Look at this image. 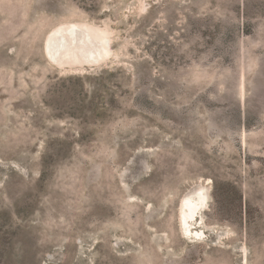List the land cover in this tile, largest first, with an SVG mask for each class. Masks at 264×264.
Instances as JSON below:
<instances>
[{
  "label": "rangeland",
  "instance_id": "obj_1",
  "mask_svg": "<svg viewBox=\"0 0 264 264\" xmlns=\"http://www.w3.org/2000/svg\"><path fill=\"white\" fill-rule=\"evenodd\" d=\"M85 21L112 59L51 64ZM0 264H264V0H0Z\"/></svg>",
  "mask_w": 264,
  "mask_h": 264
},
{
  "label": "bare ground",
  "instance_id": "obj_2",
  "mask_svg": "<svg viewBox=\"0 0 264 264\" xmlns=\"http://www.w3.org/2000/svg\"><path fill=\"white\" fill-rule=\"evenodd\" d=\"M98 26L85 21L62 23L53 28L44 41L48 61L65 71V68L74 67L97 66V69L112 59L110 32ZM206 189L203 186L196 187L180 200V226L184 235L194 242H202L204 236L197 226L198 217L210 207V196Z\"/></svg>",
  "mask_w": 264,
  "mask_h": 264
}]
</instances>
